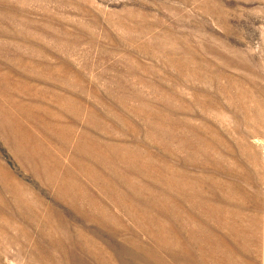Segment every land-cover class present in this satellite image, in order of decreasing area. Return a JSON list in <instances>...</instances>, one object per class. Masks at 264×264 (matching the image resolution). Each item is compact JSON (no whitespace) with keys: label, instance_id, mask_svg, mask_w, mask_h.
I'll return each mask as SVG.
<instances>
[{"label":"rangeland","instance_id":"obj_1","mask_svg":"<svg viewBox=\"0 0 264 264\" xmlns=\"http://www.w3.org/2000/svg\"><path fill=\"white\" fill-rule=\"evenodd\" d=\"M0 264H264V0H0Z\"/></svg>","mask_w":264,"mask_h":264}]
</instances>
